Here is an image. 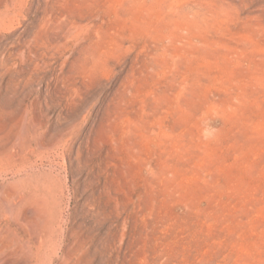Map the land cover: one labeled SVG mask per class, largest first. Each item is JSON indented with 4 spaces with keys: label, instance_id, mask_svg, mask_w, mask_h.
<instances>
[{
    "label": "rangeland",
    "instance_id": "374dc122",
    "mask_svg": "<svg viewBox=\"0 0 264 264\" xmlns=\"http://www.w3.org/2000/svg\"><path fill=\"white\" fill-rule=\"evenodd\" d=\"M0 264H264V0H0Z\"/></svg>",
    "mask_w": 264,
    "mask_h": 264
},
{
    "label": "bare ground",
    "instance_id": "6f19581e",
    "mask_svg": "<svg viewBox=\"0 0 264 264\" xmlns=\"http://www.w3.org/2000/svg\"><path fill=\"white\" fill-rule=\"evenodd\" d=\"M12 203H13V202H12ZM6 209H7V210H6V212H7V213H9V212H12V211H13L11 207H6ZM13 209H14V208H13Z\"/></svg>",
    "mask_w": 264,
    "mask_h": 264
}]
</instances>
